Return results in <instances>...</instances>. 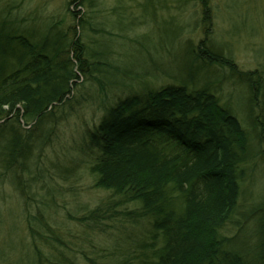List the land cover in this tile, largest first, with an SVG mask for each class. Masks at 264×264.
<instances>
[{
	"label": "trees",
	"instance_id": "1",
	"mask_svg": "<svg viewBox=\"0 0 264 264\" xmlns=\"http://www.w3.org/2000/svg\"><path fill=\"white\" fill-rule=\"evenodd\" d=\"M172 2L178 9L199 5L201 37L188 47L191 41L184 40L182 52L191 65L223 68L225 74L215 79L217 84L241 79L248 126L220 103L214 81L204 84L196 77L187 84L184 74L173 78L165 72L172 82L129 91L105 105L93 130L87 131L94 186L134 205L125 212L131 221L150 224L147 241L133 249L132 260L129 256L108 261L264 264V191L249 211L251 218L252 211L260 213L252 220L247 216L254 224L251 236L221 233L238 209L248 162L258 152L264 156V73L258 68L239 69L231 52L223 49L227 44L213 41L211 0ZM101 4L102 0H66L71 21L47 18L40 22V31L19 21V16L9 20L10 8L16 6L6 5L0 13V264H95L80 243H86L87 231L72 236L73 241L81 237L79 244L68 242L51 215L28 202L42 177L36 174V163L41 142L48 137L44 128L53 117L50 110L65 102L80 76L103 88L105 78L115 84L117 74L128 75L109 59L114 43L124 47L130 39L119 33L128 18L121 12L122 3L116 5L109 11L115 22L106 28V21L97 18ZM144 37L132 40L140 47ZM187 63H180L179 70ZM23 122L34 125L25 130ZM42 186L49 200L43 206L50 207L51 188ZM12 191L25 210L22 216L15 212L17 205H10L12 196L5 195ZM97 211L76 219L82 229L99 225Z\"/></svg>",
	"mask_w": 264,
	"mask_h": 264
},
{
	"label": "rangeland",
	"instance_id": "2",
	"mask_svg": "<svg viewBox=\"0 0 264 264\" xmlns=\"http://www.w3.org/2000/svg\"><path fill=\"white\" fill-rule=\"evenodd\" d=\"M148 1L142 7L139 3L144 0H102L97 18L106 21V28L109 22H115L116 19L109 11L121 3L125 8L120 9L128 19L119 33L125 37L127 34L130 39L124 40L127 42L124 47L114 43L109 59L128 70V75L117 74L114 79L118 82L115 84L108 83L105 78L103 88L96 81L80 76L78 84L73 85L65 102L50 110L53 117L44 128L48 137L41 142L38 151L36 174L40 172L42 177L37 178L39 181L33 189L35 193L30 194L31 200L28 203H32V206L39 204L42 211L50 214V219L57 223L56 227L62 230L68 242L73 241L72 236L87 231L89 235L86 243H80L85 255L92 257L95 264H113L108 261L109 257L119 259L117 262L129 256L132 260L133 249L147 241L150 225L146 220L136 223L131 221L125 212L131 211L134 205L122 202L121 197L110 190L94 186L95 176L89 171L92 151L86 147L87 131L93 130L104 113L105 105L108 106L129 91L159 88L172 82L176 74L179 77V64H186L189 60L183 72L187 84H191L190 81L196 77L206 81L204 84L214 81L212 88H215L220 103L231 107L233 114L243 124L247 125L248 121L243 103L246 95L242 93V85L228 79L217 84L215 79L225 73L222 72L223 68L215 65L202 67L199 64L197 75V71L191 67L190 58L182 52L186 47L184 40L191 41L188 47L196 44L201 37L202 14L199 5L187 4L183 9H178L172 0ZM211 2L214 9L213 41L227 44L223 49L231 52L239 69L258 67L264 73V0ZM6 5L16 6L10 8L9 20L19 16V21L28 22V27L36 31L41 30L40 22L47 18L61 20L63 23L71 21L70 13L66 11V0H0V13ZM70 8L79 9L74 5ZM140 36H145V41H142L144 46L139 47L132 39L137 37L140 40ZM129 42H132L131 45ZM165 72L174 77L170 79ZM250 162V170L242 183L238 209L232 214L233 218L228 219L221 228V233L227 237L235 234L251 236L254 224L250 220L260 213L252 211L251 218L249 211L264 191V158L258 152ZM40 185L51 188L48 191L50 207L43 206L48 200L44 196L47 190L41 189ZM5 189L10 190L7 185ZM5 195L12 196L9 203L17 205L14 210L22 216L25 210L18 206H22L18 193L12 191ZM92 211L100 213L97 218L99 225L93 227V230L82 229L83 225L76 219ZM20 228H24L23 223ZM80 238L77 237L73 242L79 244Z\"/></svg>",
	"mask_w": 264,
	"mask_h": 264
},
{
	"label": "bare ground",
	"instance_id": "3",
	"mask_svg": "<svg viewBox=\"0 0 264 264\" xmlns=\"http://www.w3.org/2000/svg\"><path fill=\"white\" fill-rule=\"evenodd\" d=\"M211 28H212V32H211V34L213 33V23H212V26H211ZM212 38V37H211ZM191 64V63H190ZM193 65V64H192ZM191 65V67L192 68H194L196 71H197V74H198V72L200 71V69L199 70H197L198 69V67H200V66H196V65H193L192 66ZM203 67V66H202ZM255 68H258V67H255ZM255 68H253V69H255ZM258 69H260V68H258ZM184 70H185V68H181V70H179V76H182L183 75V72H184ZM243 70V69H242ZM176 74V73H175ZM177 75V74H176ZM178 76V75H177ZM237 82L239 83V85L241 84L242 85V87H241V90L243 89V82H241V79L240 78H238L237 79ZM76 84H78V82L77 81H75L74 82V84L73 85H76ZM73 85H72V87H73ZM153 89H155V88H153ZM140 91H143V89H140ZM144 105L145 104V102H143V103H140L139 102V105ZM140 105V106H141ZM49 109V108H48ZM22 120V119H21ZM23 121V120H22ZM241 121V120H240ZM241 123L243 124V122L241 121ZM33 125L34 124H30V123H28V124H25L24 122H23V124H22V127L25 129V130H29V129H31L32 127H33ZM243 125H245V124H243ZM248 126V125H247ZM262 156V155H261ZM263 158H264V156H262ZM93 162V158L91 157V160L89 161V165L91 164ZM251 162L249 161L248 162V164H247V173H248V171L250 170V164ZM230 219H232L233 218V215L231 214V216L229 217Z\"/></svg>",
	"mask_w": 264,
	"mask_h": 264
}]
</instances>
